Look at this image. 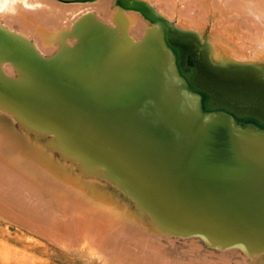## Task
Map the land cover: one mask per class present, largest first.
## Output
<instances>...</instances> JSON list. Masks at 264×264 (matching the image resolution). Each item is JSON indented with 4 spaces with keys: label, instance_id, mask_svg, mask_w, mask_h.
<instances>
[{
    "label": "bare ground",
    "instance_id": "bare-ground-1",
    "mask_svg": "<svg viewBox=\"0 0 264 264\" xmlns=\"http://www.w3.org/2000/svg\"><path fill=\"white\" fill-rule=\"evenodd\" d=\"M72 1L0 0V213L118 264H264V134L200 113L163 39L218 104L264 118V84L204 62L225 24L209 11L255 20L264 0Z\"/></svg>",
    "mask_w": 264,
    "mask_h": 264
},
{
    "label": "water",
    "instance_id": "water-1",
    "mask_svg": "<svg viewBox=\"0 0 264 264\" xmlns=\"http://www.w3.org/2000/svg\"><path fill=\"white\" fill-rule=\"evenodd\" d=\"M77 1L91 0H74L72 2ZM114 2L121 8H126L125 5L129 6L125 0H115ZM131 4L135 7V10L139 11L142 16L143 13L146 12L145 7L141 3L132 0ZM236 9V6H234L233 10L227 12L224 10V8H221L216 12H214V10L209 11V14L214 19H220V21H223V17H225V24L223 27L217 26L216 30L214 31V34H216L215 36L219 41V45L221 46L220 48L222 49L216 54L214 53L216 50H212L211 45L209 44L208 50L204 54V62L208 66H211L214 69H219L220 72L224 73L223 78L227 76L226 74L237 71L239 74L237 77L238 80H245L246 82L250 80L256 84H264V66H262L264 63V42L262 41V38H259V42H255L251 39L252 36H241L237 28L231 29V27L234 26V21L237 17H244L245 20L253 23L257 28L263 26L264 17L255 15L249 10L255 18V20H252L248 15L245 14V8H242L243 10L238 8V14L236 13ZM163 39L165 42V47L173 54L174 67L177 76L182 80V86L184 87L185 92L189 95L198 97L200 113L205 115L220 114L226 116L231 124H233L235 129L239 131L241 129L251 127L264 134V118H261L252 112L254 108L252 104L243 106L237 103L235 106H232L234 102L231 98H223L221 103L218 104V102L213 97L214 92H208L196 86L195 80L197 75L192 68L191 61L187 60V70L182 72L178 65L176 48L168 44L165 36ZM257 46H259L262 51L257 49ZM214 57L220 59L217 64L212 62V58ZM241 76H244V78H240ZM249 107L252 108L251 111H248L247 108ZM242 108L246 110L243 111L241 110Z\"/></svg>",
    "mask_w": 264,
    "mask_h": 264
},
{
    "label": "rangeland",
    "instance_id": "rangeland-1",
    "mask_svg": "<svg viewBox=\"0 0 264 264\" xmlns=\"http://www.w3.org/2000/svg\"><path fill=\"white\" fill-rule=\"evenodd\" d=\"M76 13H78V11ZM173 68V65L169 66V69L171 70V73L168 75L169 79L176 85H179V78L177 77ZM181 91L186 95H189L185 92V89L182 88ZM189 96L192 99H198L197 96ZM5 215L6 214L0 213V264H118L116 262H119V259H117L120 257L119 255H122L120 258L121 261H124L126 258H128L131 262L134 261L131 256H128V254H126V256L124 252L117 253L119 255L111 260V257L108 256V254L110 252L112 253V251L108 250V252L106 253L105 251L102 252L97 248H94L96 249V251H93L92 248L85 247L84 241H82L81 239V237H83L82 235H80L81 233L79 235L77 234L81 241L80 239L76 238L77 235L71 236L70 238L68 237V241H70L69 243L73 245H66L67 247H65V242L61 240H63L64 237L68 236L67 234L73 233H70V230L62 231L54 227V231L52 233L49 232L50 230L47 231L51 235L45 233V235L43 234L44 236H42V233L38 234V232L34 230L30 231V229L26 225L24 226V224L19 223L17 219V223H15L14 218L10 217L9 215L6 216V218ZM52 234H57L55 238L61 239L57 240L61 242H55L56 239L53 240L54 238ZM46 235H49V240L47 239ZM50 236L52 237L49 238ZM75 239H77V243L75 242ZM130 240L132 241V239ZM130 240L127 239L124 240V242H126V244L129 246V243H131ZM126 244L124 243V245ZM127 245L125 247H127ZM131 249H134V247L132 248L131 246ZM136 250H138V248H136ZM123 255H125V257ZM133 264L137 263L135 262Z\"/></svg>",
    "mask_w": 264,
    "mask_h": 264
}]
</instances>
